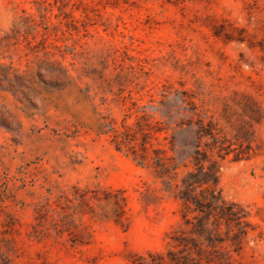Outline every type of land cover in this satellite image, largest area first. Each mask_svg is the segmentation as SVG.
Returning <instances> with one entry per match:
<instances>
[{
	"label": "rangeland",
	"instance_id": "1",
	"mask_svg": "<svg viewBox=\"0 0 264 264\" xmlns=\"http://www.w3.org/2000/svg\"><path fill=\"white\" fill-rule=\"evenodd\" d=\"M0 264H264V0H0Z\"/></svg>",
	"mask_w": 264,
	"mask_h": 264
},
{
	"label": "trees",
	"instance_id": "2",
	"mask_svg": "<svg viewBox=\"0 0 264 264\" xmlns=\"http://www.w3.org/2000/svg\"><path fill=\"white\" fill-rule=\"evenodd\" d=\"M182 104H189V102L185 98L180 99ZM184 110L187 109L186 106H183ZM110 130H113V127L110 125ZM125 134V133H124ZM124 134H114V138L112 139L115 142V145L118 149H121L123 145H128L129 148H133V141H135V137H130L129 134L123 136ZM142 150L144 151L141 154V162H146L148 155L146 152V147L143 146ZM155 157L153 158L152 164L154 165L156 171L160 175L167 174L171 169L176 168L170 167L165 162L164 158L161 157L160 151L154 149ZM196 174L189 173L188 176L195 177ZM198 181H188L183 179V183L185 185L182 195L180 196L181 200L183 201L184 205L186 206H193V209L197 211L200 216L198 217V224L195 227V233L198 237L204 235L205 232L209 231V224L215 225V223L219 219H225L228 222L234 219H240L244 217L246 214L244 213L243 207L236 203H229L227 200L224 199L220 191H217L215 188V183L210 184L209 181H199L200 183L195 184ZM215 182V181H214ZM199 186L202 187L199 193H195V187ZM120 206V203H118ZM186 222L188 220L186 219ZM194 242H197V238H194Z\"/></svg>",
	"mask_w": 264,
	"mask_h": 264
}]
</instances>
